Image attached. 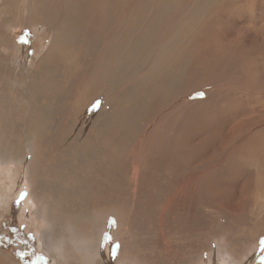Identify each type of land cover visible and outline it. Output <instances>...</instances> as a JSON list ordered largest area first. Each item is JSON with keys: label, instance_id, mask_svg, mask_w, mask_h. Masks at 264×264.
I'll use <instances>...</instances> for the list:
<instances>
[{"label": "rangeland", "instance_id": "obj_1", "mask_svg": "<svg viewBox=\"0 0 264 264\" xmlns=\"http://www.w3.org/2000/svg\"><path fill=\"white\" fill-rule=\"evenodd\" d=\"M17 2L19 1L0 0V96L3 102L10 101L13 103L11 110L13 108L15 120L20 121L25 116L24 113L18 112L15 105L23 97L31 99L32 86L40 84V82L33 81H40L37 78L38 76L42 79L41 73L36 69L41 54L43 55L50 48L51 50L49 51L53 55L55 53V58L59 57L57 61L52 60L53 67L51 68L53 78H55L53 81L55 82L53 86L55 90L49 88L50 92L48 90L46 97L39 98L36 101L38 105L46 102L44 107L48 105L51 109V118L46 116V126L44 127L43 125L41 129V131L43 130L41 132L42 139L31 128L29 131L26 125L22 126L24 129L20 130L21 133H19V130L14 131L13 129L11 136L14 138L17 136L18 138L16 142L18 147L15 146L13 152H16V155L18 152L19 154L12 157L9 155L7 157L8 160L4 161L5 163L0 162V260H3L0 261V264H54L55 257H57L60 249L59 246L50 252H48L47 248L44 249L45 242L42 239L44 234L47 236L48 241L58 242L57 245L62 243L65 246L70 243L73 244L74 250L71 249L72 252L66 250L64 253L75 254L79 264H98V259L100 264H264V221L257 222L250 213L255 200L252 198L253 194L260 192L262 194L264 187V123H262L264 122V0H171L170 14L162 17L173 21L175 28L182 23V30L186 34L185 36L189 35L188 44H183L182 52L184 51L185 57H187L186 63H188V68L191 71L188 77L191 82H188L185 86L186 92L184 90V93L178 96V99L176 97L172 104L177 102L178 109L186 108L191 106L188 104L189 102L196 99L201 106H207L202 111L206 115L199 113V105L197 103L191 106L192 110L189 107L188 116L190 119L187 126L197 124L194 129V135L192 134L193 136L191 137L188 133V128L185 126V128H181L182 131L187 129V132L185 131L186 134L184 133L187 139L183 136L178 139L185 141L186 144L189 142L188 145L200 142L203 146L198 148L194 156H199L202 159H212L211 161H213L214 165L221 163L223 159L231 162L232 156L234 158L237 156L234 163H239L242 160L236 166L232 162L233 164L228 165V168H225L227 165L224 164L226 163L224 161L225 170L221 167L223 171L219 169L220 171L216 172L217 175L220 172V180L222 182H211L212 185H215L213 189L210 188L211 184L208 183L204 191H206L207 195L210 194L204 197L213 203L221 205L232 204L233 206L225 205L222 207L224 209L228 207L241 209L243 217L239 221L233 220V224L229 223L223 214L210 213L209 210H213V208L208 207L209 203L203 198V209L199 213L203 216V221L200 220V224H195L197 223L196 221L189 220L188 217L193 211L189 207L188 217L184 216L186 223L183 220V224L180 223L181 225L174 220V215L169 211V207L172 205L170 201L171 195H168L167 199L162 203V197L165 198V194L167 195V192H169L168 189L170 190L172 187L165 188L171 181L167 177L169 175L167 173L169 172L168 170H171L169 164L168 166L163 165L162 171L160 170L159 173H147L144 176L146 178L144 184L139 187L136 195L140 202L135 200L136 198L133 195V187L130 184L131 174H128L130 168L128 169L126 165L122 168V171L115 164L108 167V172L113 169H119L120 173L114 175L116 176L114 180L108 178V193L106 194L103 192V188L97 185L98 193L90 188L80 192L61 189L66 183L56 177L54 167H50L53 172L45 168L44 160L48 164L52 157L51 162L57 161L56 159L62 160L63 166L66 162L76 157V154L73 153H63L62 145L64 146L69 140H74L80 131L78 129L83 130L84 133L89 132L94 114L98 112L103 114L109 110L111 112L114 111V113L119 112L121 118L118 120L121 121L118 123L120 124L124 123L122 120H126V117L130 116L131 119H127L128 122H132V125L128 126L131 128L129 129L130 138L131 136L137 138L142 133L138 129L143 124L141 122L148 120V116L154 112L147 111L145 113L144 110L148 107L143 104V107L139 106L138 109L142 112H137V117H135V115L128 112V109L131 108V97L128 100L121 99L119 104L114 97L119 94L121 95L120 98H122L124 93L129 92V88L132 85L136 86L138 80L136 81L137 76L134 73H132L134 74L133 76L129 75V81L125 80L124 83L122 82V86L116 89L117 85L110 89V87L107 88L108 86H105L107 85L106 81L103 82L97 79L96 83H94V81H88V78H86L83 83L82 79L85 71L88 70V66H93L97 61L100 62V56L105 53L102 50L103 47L108 48L107 50L110 49L111 44L108 42L109 38L104 31L103 33L100 31L92 33V30L85 24L88 19L78 20V23H81L77 26L76 22L73 30H76L75 36L77 40L75 41V46L70 41H58L59 44L55 41L54 45L51 42V33L44 29L46 26H42V24L39 26L36 24L21 25L17 23L18 19L20 21L21 15V10H19L21 4L19 5ZM117 2L118 0L114 1V3L112 2V5L116 6ZM196 3L198 4V10L205 4L207 9L197 19L193 18L195 19L194 22H190L189 17L197 11ZM81 4H84L83 7L86 9L87 3ZM127 5H131L129 0ZM81 11L82 9L79 12ZM116 13L114 12V14ZM118 14L123 20L122 27L129 20H132L127 10L125 12L120 10ZM183 14H187V18H181ZM102 19L103 17L97 16V20ZM83 22L85 23L83 24ZM143 26L144 23L140 28L142 29ZM167 26L165 28L166 32L171 34L174 29L170 30V32ZM114 31L116 32V29ZM158 32L161 38V31ZM49 44L52 47H48L50 46ZM56 44L60 45L61 49L65 51L61 50ZM15 45H18V48H15ZM54 46L55 49H53ZM71 46L72 48H69ZM58 48L60 51H58ZM109 54L110 50L106 56ZM62 56L64 57L62 58ZM55 58L53 57V59ZM127 70L125 72H129ZM141 71H139L141 74L146 72V70ZM96 77L101 78L99 73ZM193 78L194 81L192 82ZM45 80L48 81L47 86L52 81L46 78L42 79V81ZM95 84L97 87L94 86ZM124 84L127 86H124ZM224 85L230 90H227ZM56 88H59L58 92ZM215 89L218 91V95L221 96V101H214L213 91ZM200 93H203V95H200ZM138 95H141L140 92H138ZM138 95L135 93V97ZM227 97L230 101L227 100ZM209 99L213 101L209 103ZM185 103L186 106H183ZM203 103L206 105H203ZM28 113L26 112V114ZM200 114L201 116L205 115L204 118ZM11 115L12 112L10 113ZM195 118H198V120ZM133 124L137 128V130H135L136 128L133 130L134 133L131 132ZM260 124L262 125L261 127ZM16 125L18 124L16 123ZM29 126L33 127L30 123ZM242 126L248 129L243 130ZM231 128H234L235 131ZM196 130L200 131L197 133ZM24 131L25 133H23ZM135 131L138 135H135ZM33 133L34 135H32ZM196 133L198 134L197 136ZM235 133H237L236 136L234 135ZM243 134L246 135V139ZM231 138L235 140L231 141ZM239 138L242 142H238ZM194 139L195 142H193ZM42 140L43 142L45 140V142L43 143ZM80 140V138L75 139L73 146L81 144ZM83 140H86V138H83ZM243 140L246 147L243 146ZM60 141L64 142L60 143ZM19 142H23V144L19 145ZM223 142L224 144H222ZM257 142L259 148L258 144H255ZM132 144L134 142L128 140L122 148L123 152L129 150L133 146ZM248 147H253L255 151L253 148L248 149ZM241 149L242 151L244 150L243 154L239 152ZM245 150L247 151L246 153ZM259 150L260 153L258 152ZM252 152H258L259 154L254 153V157V155L251 156ZM120 154H122V157L125 156L124 153ZM188 156L190 155L186 154V157H184L189 159H185L187 162L192 159ZM125 161L132 162L134 159L125 157ZM32 162L34 164H31ZM83 162H85V158H83ZM37 163L38 165L40 164V168ZM30 164L38 167L34 166L32 169L29 166ZM28 167L30 168L29 170ZM31 169L33 172L38 173V175L36 173V179L42 187L33 189V186H37V181L35 182L33 177L29 176ZM255 175H258L259 179ZM251 176H255L258 180L255 177L253 179ZM260 177H263V181L260 180ZM69 178L72 182L73 176L71 175ZM92 178L94 183L95 178L93 176ZM39 181L42 183H39ZM234 181L235 183H232ZM83 182H88V180L85 179ZM31 183L33 184L31 185ZM252 183L254 184L252 185ZM60 190L67 191L61 193ZM212 190H217L216 192L214 191L215 195ZM22 194H26V196ZM210 195L211 198L209 197ZM215 196L218 199L213 198ZM245 196L250 199L248 201L243 200ZM18 201L19 203H17ZM164 203L168 204V208L165 207L162 215L161 209ZM41 206L45 207V211L48 212L49 221L61 223L63 228L53 233L47 226L48 222L40 216ZM168 211L170 213L168 214L169 216L167 215ZM167 217L169 218L167 219ZM66 222L71 226V230L66 226ZM116 245H119L118 250ZM2 255L3 257L5 255V257L3 258Z\"/></svg>", "mask_w": 264, "mask_h": 264}, {"label": "bare ground", "instance_id": "obj_2", "mask_svg": "<svg viewBox=\"0 0 264 264\" xmlns=\"http://www.w3.org/2000/svg\"><path fill=\"white\" fill-rule=\"evenodd\" d=\"M18 1L19 2H17V3L19 5L21 4L20 8L18 7L19 10H21V15H20V21L17 18L18 19L17 23L21 24V25L36 24V25L41 26V24H42V26L43 25L46 26L44 29H47L51 33V38H52L51 42H53L54 45H55V41L56 42H58V41H63V42L68 41L69 42L70 41L72 45H74L76 43L75 42L77 40L76 36H75L76 30L75 31H73V30L75 29V23L76 22H77V26L81 23V22L78 23V20H82V19L87 20L88 19L87 21L85 20L86 23L83 22V24L85 23L86 26L92 30V33H97L98 31L103 33V31H104V33H106V35L109 38L108 42H110V44H111L110 49H109L110 54L106 56V54L109 52V50H107L108 48L106 49L103 47L102 50L106 54L104 53V54H102V56H100V58H101L100 62L97 61L93 64V66L92 65L88 66V70L85 71L84 78L82 79L83 83H84V80L86 78H88L87 79L88 81H90V80L94 81V83H96V79H97V80H101L103 82L106 81L107 85H105V86H108L107 88L110 87V89H113L114 86L117 85L115 87V89H116V88H119L120 86H122V82L124 83L125 80H128L130 74L132 76L135 74L137 76L136 81L138 80V83L136 84V86L132 85L129 88V92L124 93L122 95V98H120L121 95H119V94L114 96V97L117 99L118 104L121 101V99L128 100V98L131 97L132 98V102H130L131 108L128 109V112H130L132 115H135V117H137V112H142V111H139L138 109H139V106L143 107V104H146V106L148 107L144 110L145 113L147 111H150V112L152 111V113L153 112L155 113V114L153 113V114L149 115L148 120H144L145 122H141L143 124L138 129L141 130L142 133L141 134L139 133L140 135L137 138L135 136H131V138H130L131 133H130L129 129H131V128H129L128 126L132 125V122H128L127 119H131V117L130 116L126 117V120H122V121H124V123L120 124V123H118L121 121V120H118L119 118H121V116L119 115V112L114 113V111L111 112V110H109L108 112L103 113V114H101L100 112L94 114L93 118H92V120H93L92 126H91V129L89 128L90 129L89 132L85 131L86 133H84L83 130L78 129V127H77V129L80 131L77 133L76 137L74 136L75 137L74 140H69L68 142H66V144L64 146L61 144L63 147L62 148L63 153L65 152V154H68V153L76 154L75 158L71 159V161L66 162L64 166L62 165V160L56 159L57 161L51 162L53 159V157H52V159L50 158L51 161H49L47 164V162L43 159L45 162V168H47V170L49 169L50 172H53V169L50 168L51 166H53L54 170H55L54 174L57 175L56 177L60 178V180L62 182L66 183L62 186L61 189L64 188V189H68L70 191L74 190L76 192H80V191L85 190L86 188H90L94 192L98 193L99 190L96 188V185H97V186L102 187L103 192H105V194H106V193H108V178H111L114 180L116 178V176H114V175L120 173V170L122 171V168H124L126 165V167H128V169L130 168L128 174H131L130 184H132V187H133L132 188L133 189V191H132L133 195L136 198L135 200L140 202V200L136 197V195H137L139 187L144 184V180L146 179L144 176H146L147 173L148 174L153 173V172L159 173L160 170L163 168V165L168 166V164H169L171 170H168L169 172H167V173L169 175L167 177L170 178L171 181L169 183L166 182L168 184L165 188H167V187L169 188L171 186L172 187L170 190L168 189L169 192L166 191L168 194L167 195L165 194V198L162 197V203L167 199L168 195H171L170 201L172 202V205H171V207H169V211H170V213H172L174 215V220L176 222H178L179 224L180 223L183 224L182 222L185 219V217L186 216L188 217V213H189L188 209L190 207L193 209V211L190 210L191 215L188 217V219L196 221L197 223H195V224H200L199 222H200V220H202L203 216L199 213L203 209L202 204L204 203V200L209 203V205H207L208 207L213 208V210H211L209 208L210 213L223 214L225 216V218L227 219V222H229V223L230 222L232 223L233 220L239 221L240 218L243 217L242 216L243 211L241 209H236V207L235 208H233V207L232 208H229V207L226 208L225 207L226 209H224V207H222V206H225L226 204L221 205V204H217L215 202L213 203V202H210L211 200L208 201L204 197V196H208L210 194L209 193L207 195L206 191H204V190H206V188H207L206 185L208 183L211 184L210 188L213 189V188H215V185H212L211 182H218V183L222 182V180H220L221 179L220 174H219L220 172L218 173V175L216 174V172L220 171L219 169L222 170L221 167L224 168V164L227 165V167L225 166V168H228V165H231L232 162L233 163L235 162V160L237 159L236 158L237 156L234 158V156L231 155L232 159L229 157L232 160L231 162H229L230 160H226V159L224 160L223 159V161L221 163L214 165V163H212L213 161H211L212 159H204V158L202 159L199 156H197V157L194 156L195 153H197L198 148L203 146L200 142H197L194 145H188L189 142L186 144L185 141L183 142L182 140L178 139L181 136L185 137L184 133L186 134V132H187V129H185L186 132L182 131L181 127L185 128V126H186V128H188V130H189L188 133L191 135V137L194 135V129H195V126L197 124H194L193 126L192 125L187 126L188 120L190 119L188 116L189 115L188 113L190 110H188V109L191 108V110H192L191 106L193 104L196 105V103H197L199 105V107H198L199 113L203 114L204 112H202V111L207 106H201L199 104V101L196 99L192 100L191 102L188 101L189 102L188 104L191 105V106H187L188 108L182 107V108L178 109V106L176 105L177 102L172 104V102L176 99V97L178 99L179 98L178 96H181L184 92H186L185 86L187 85L188 82H191L190 78L188 77L189 73L191 71L188 68V63H186L187 57H185V52L184 51L182 52V49L184 48L183 44L184 45L188 44L187 40L189 37V35L185 36L186 34H184V31L182 30L183 24L181 23L179 27L175 28L173 21H169V20L162 18L163 16L170 14L169 11H171V6H172L170 3L171 0H129L131 2L130 6L129 5L126 6V4L128 3V0H121V2H120V0H118V2L116 3L117 4L116 6H113L112 2L114 3V1H117V0H91V1L90 0L89 1H87V0H18ZM81 3H87L86 9H85V7H83L84 4H81ZM197 5L198 4L196 3L195 6L197 8V11H195V13H193V15L189 17L190 22H194V20L197 19L198 17H200V15H203L204 11L207 9L206 4L203 5L201 7V9H199V10H198ZM155 6H156V8L154 9ZM91 7H93V8H91ZM80 9H82L81 12H79ZM92 9H94V10H92ZM120 10H122L124 12L127 10L129 17L130 16L132 17V20H129L128 23H125V25L123 27H122V25H123L122 24V22H123L122 17L119 16V14H118V11L120 12ZM113 11L117 12V13L114 14ZM97 16H101V17H103V19L97 20ZM131 17H130V19H131ZM145 17H146V20H145ZM183 17L187 18V14H183V16H181V18H183ZM193 18H195V19H193ZM142 21H144V22H142ZM143 23H144V26L141 29L140 27ZM166 25H168L167 28L169 31L174 29V30H172V32L170 31L171 34H169V32H166V29H165ZM115 29H116V32L114 31ZM158 31H161V35H162L161 38L158 35V33H159ZM159 38H160V40H159ZM14 41L16 42V40H14ZM58 44H59V42H58ZM58 44H56V46ZM51 45H53V44L51 43ZM51 45L48 47H52ZM66 46H68V45H66ZM182 46H183V48H182ZM58 47H60V45H58ZM15 48H18V45H15ZM61 48L62 47H60V49ZM69 48H72V46ZM53 49H55V46L53 47ZM78 49L80 50V48H78ZM49 50H51V49L49 48L47 52H44L43 55L41 54V56L39 57V64L36 66V69L41 73L42 79L46 78V79H49L52 81H50L48 83V86L46 85L48 81H46V80L42 81V79L39 78V76L37 78L40 79V81H36V80L33 81V82H40V84L32 86L33 87L32 98L29 99L28 97H23L22 100H20V102H18L15 105L18 112H22L25 115L22 118V120L21 119H20V121L15 120V118H14L15 113L13 114V108L11 110L13 103H11L10 101L3 102V99L0 96V162L1 163H5L4 161L8 160L7 157H9V155H11V157L16 155V152L15 153L13 152L14 151L13 148H15V146H17L16 142H17L18 138H17V136H16V138L11 136L13 133V129H14V131L19 130V133H21L20 130L24 129L22 126L26 125V127H28L27 129L29 131L31 128V130L38 133L39 134L38 137H41V139H42V133L41 132H43V130L41 131V129H42L43 125H44V127L46 126V119L45 118H46V116L47 117L51 116V114H50L51 109L49 108L48 105H46V107H44L46 102L42 103V105H38L36 103V101L39 98H41V99L45 98L48 90L50 92L49 88H51V89L53 88L54 83H55L53 81L55 78H53V71L51 69L53 67L52 60L57 61V59L59 57L58 56L57 58H55V53L53 55L52 52ZM61 50H63V49H61ZM75 50H77V49H75ZM58 51H60L59 48H58ZM63 51H65V50H63ZM54 52H57V51H54ZM61 55H62V51H61ZM211 55H213V54H211ZM64 56H62V58ZM53 57L55 59H53ZM79 57H80V55H79ZM59 60H60V58H59ZM195 63L200 64L199 62H195ZM127 69H131V70H127ZM126 70L129 72H125ZM144 70H146V72H143ZM139 71L143 72V74H141ZM98 73L100 74L101 78L96 77V75ZM132 73H134V74H132ZM101 74L103 75V77ZM191 75H192V73H191ZM50 78H52V79H50ZM193 81H194V78H193L192 82ZM89 83H88V85H89ZM125 84H124V86H127ZM81 85H84V84H81ZM59 86H60V84H59ZM94 86H96V84ZM225 87H227V86H225ZM53 89L55 90V87ZM58 89H57V92H58ZM99 89H100V87H99ZM228 89L230 90V88L227 87V90ZM232 89H234V88H232ZM38 91H40V92H38ZM215 91H216V89L213 91L214 101H221V96L218 95V91H216L217 93ZM138 92H140V94H141L140 96L138 95ZM228 92H230V91H228ZM135 93L138 95L137 97H135ZM219 93H221V92H219ZM233 93H235V92L233 91ZM220 95H222V94H220ZM227 96H228V94H227ZM144 99H145V101H144ZM227 100L230 101L229 98ZM211 101H213V100L209 99V103ZM233 102H235V101H233ZM47 104H49V103H47ZM126 105H127V103H126ZM179 105H180V103H179ZM203 105H206V104L203 103ZM183 106H186V103ZM201 107H203V108H201ZM186 109H187V111H186ZM11 112H12V115L10 116ZM26 112H29V113L26 114ZM201 114H200V116H201ZM204 114L206 115V113H204ZM205 115H202L203 118ZM20 116H21V114H20ZM194 117H196V116L194 115ZM260 119H261V117H260ZM14 120L18 125H16ZM50 120H52V119H50ZM196 120H198V118ZM47 121H48V119H47ZM62 121H63V119H62ZM137 121H138V119H137ZM258 121H260V120H258ZM29 123L32 124L33 127L29 126ZM63 123H65V122H63ZM262 123H264V122H262ZM240 125H241V123H240ZM261 126L262 125L260 124V127ZM135 128H136V125L133 124L132 130H131L132 133H134L133 130ZM242 128H243V130L246 129L243 126H242ZM242 128H241V130H242ZM200 129H202V128H200ZM60 130H62V129H60ZM135 130H137V128ZM232 130H234V128ZM199 131L200 130H198L197 133ZM204 131L206 132L205 129H204ZM26 132H28V131H26ZM23 133H25V131ZM197 133H196V136L198 135ZM189 134H187V135H189ZM236 134L237 133H235L234 135L236 136ZM256 134H257V132H256ZM32 135H34V133ZM135 135H138V134H136V131H135ZM53 136L55 137V135H53ZM231 136H233V135H231ZM237 136H239V135H237ZM244 136L246 139V135H244ZM57 137H59V136H57ZM199 137H198V139H200ZM241 137H242V135H241ZM27 138H28V136H27ZM79 138L81 139L80 141L82 143L79 145L73 146L75 139H79ZM83 138H86V140H83ZM188 138H189V136H188ZM51 139H52V137H51ZM195 139L193 142H195ZM231 139H232L231 141H233L234 138H231ZM235 139H236V137H235ZM21 140H23V139H21ZM128 140L133 141L134 144H132L133 146H131L130 149L127 150L128 151V153H127V151L123 152L122 148L125 146V144ZM225 140H227V139H225ZM238 140H239L238 142L241 141L240 138ZM37 141H39V140H37ZM257 141H260V140H257ZM262 141H263V139H262ZM262 141H261V143H262ZM42 142H43V140H42ZM44 142H45V140H44ZM49 142H51V141H49ZM49 142H47V143H49ZM62 142H64V141H60V143H62ZM243 142H244V140H243ZM21 143L23 144V142H21ZM21 143L19 142V145ZM38 143H40V141ZM55 144H56V142H55ZM222 144H224V142ZM255 144H258V142ZM255 144H254V147H255ZM228 145H230V144L228 143ZM238 146H239V144H238ZM243 146L246 147L245 142L243 143ZM263 147H264V145H263ZM252 148L248 147V149H252ZM258 148H259V144H258ZM233 149H235V148H233ZM222 150H223V148H222ZM253 150L255 151L254 148H253ZM17 151H18V148H17ZM243 151L241 149V151H239V152L242 153ZM234 152L236 153V151H234ZM246 152L247 151L245 150V153ZM258 152L260 153V150ZM258 152H254V153H257V155H258L259 154ZM263 152H264V150H263ZM120 153H124L125 156L122 157V154H120ZM254 153L251 156H253ZM18 154H19V152H18ZM186 154L187 155L189 154L190 156H188V157L192 158V159L190 158L191 159L190 161L191 162L193 161L192 164L190 161L189 162L186 161L189 159L184 158V157H186ZM55 155H58V154H55ZM125 157L130 158V159H134V161H132V162L125 161ZM254 157H255V155H254ZM68 158H69V156H68ZM83 158H85V162H83ZM243 158H244V155H243ZM233 159H234V161H233ZM224 161L227 164L226 163L223 164ZM241 161H239V163H241ZM194 162H197V163H194ZM203 162H204L205 166L203 165ZM237 163H234L235 166L237 165ZM31 164H34V163L32 162ZM31 164L29 166H31V168L33 169L35 165H31ZM113 164L118 166L120 168V170L119 169H116V170L113 169V170H111V172H108V167L112 166ZM37 165H38V163H37ZM37 165L35 167L39 166V168H40V164L38 166ZM240 165L243 166L244 161H243V165L242 164H240ZM231 167L233 168V166H231ZM225 168H224V170H225ZM29 169L30 168L28 167V170ZM32 169L29 173V176L33 177V180L36 182L37 181V179H36V173L37 172H33ZM222 173L224 174V172H222ZM228 173H229V171H228ZM231 174H232V172H231ZM251 174L253 175V173H251ZM254 174H255V171H254ZM37 175H38V173H37ZM71 175L73 176L72 182L69 180L70 179L69 176H71ZM91 175L95 178L94 183L92 182L93 178ZM164 176H166V175H164ZM229 176H230V174H229ZM255 176H257V178H258V175H255ZM150 177H151V175H150ZM152 177H153V175H152ZM254 177H252V178L254 179ZM85 179L88 180V182L84 183L83 181ZM262 179H263V177L260 180H262ZM53 180L54 179H52V181ZM40 182L41 181H39V183ZM53 182H55V181H53ZM254 182H256V181H254ZM33 183H31V185ZM46 183H48V182H46ZM232 183H235V181ZM92 184H93V187H92ZM253 184L254 183H252V185ZM88 185H91V186H88ZM33 187H32L33 189H35V188L37 189V188L42 187V185L40 186V184H38V181H37V186H33ZM162 190H164V189H162ZM217 190H214V191L216 192ZM251 190H252V188L250 189V193H251ZM66 191L63 190V191H61V193L66 192ZM215 192L213 193L214 195L216 194ZM209 197L211 198V195ZM203 198H204V200H203ZM213 198H217V197L215 196ZM252 198L255 200L252 204V208L250 209L251 215L254 216V219L257 222L264 221V218H263V214H264V187L262 189V194H261V192L260 193H254ZM52 199H53V197H52ZM249 199L250 198L249 197L247 198V196L243 197V200H245V201H248ZM257 199H260V200H257ZM54 200H56V199H54ZM231 205H226V206H231ZM38 206H39V204H38ZM165 207L168 208L167 203H164L163 208L161 209L162 215H163V212L165 211ZM40 208H41V213H40L41 218L45 219V221L48 222L47 226H49V228L53 231V233H56L59 231L60 228H63L61 223H53L52 221H49L50 217L48 215V212L45 211L46 210L45 207L41 206ZM169 211L167 212V215L170 214ZM161 218H162V216H161ZM168 218L169 217H167V219ZM171 219H173V218H171ZM184 222H185V220H184ZM169 223H170V221H169ZM204 223H205V221H204ZM192 224H193V222H192ZM187 225H189V224H187ZM66 226L69 228V230H71V226L68 223ZM194 228H195V226H194ZM42 237H43L42 239L45 242L44 249L47 248L48 252H50L54 248H58L57 246H59L60 250L57 253V257H55L54 264H79L78 263L79 260L77 261V257H75V254H72V253L71 254H69V253L65 254L64 253L66 250H70V251H71V249L74 250V246L72 247L73 244H71V243L67 244L66 243L67 245L65 246V244L62 243L61 245L60 244L57 245L58 242L55 243L52 241H48L47 236L45 234ZM2 257H3V255H2ZM4 257H5V255H4ZM13 259H12V262H13ZM0 261H3V260H0ZM15 264H18V263H15ZM98 264H100L99 259H98Z\"/></svg>", "mask_w": 264, "mask_h": 264}, {"label": "snow or ice", "instance_id": "obj_3", "mask_svg": "<svg viewBox=\"0 0 264 264\" xmlns=\"http://www.w3.org/2000/svg\"><path fill=\"white\" fill-rule=\"evenodd\" d=\"M200 95H203V93H200ZM22 195H23V196H26V194H22ZM17 203H19V201H18ZM33 239H34V237H33ZM116 248H117V250H118L119 245H116Z\"/></svg>", "mask_w": 264, "mask_h": 264}]
</instances>
